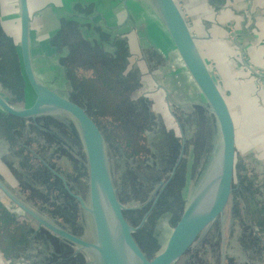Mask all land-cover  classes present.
I'll return each mask as SVG.
<instances>
[{
	"label": "rangeland",
	"instance_id": "1",
	"mask_svg": "<svg viewBox=\"0 0 264 264\" xmlns=\"http://www.w3.org/2000/svg\"><path fill=\"white\" fill-rule=\"evenodd\" d=\"M62 2L50 1L44 5L45 10L41 8L44 12L38 7L32 11V54L36 71L52 88L65 95L73 91L66 78V70L60 63L69 50L54 44L63 19L79 21L85 39L92 47H98L100 39H111L113 42L107 45L113 50L115 41L127 40L129 67L138 72V88L133 92L132 99L140 108L145 106L149 109L154 124L141 134L142 139L127 135L126 138L119 122L111 115L101 112L95 118L106 137L112 176L118 197L126 207L127 219L137 226L147 214L134 235L142 249L153 256L164 248L190 199L217 161L221 147L218 123L183 65L169 34L164 32L153 0H98L95 5H90V0H68V4ZM79 8L82 11H77ZM17 13H13V19L2 17V20L8 29L6 32L20 50V37L15 33L18 30ZM38 14L46 15L50 22L39 20ZM10 25L13 29L9 28ZM197 44L202 47L198 41ZM211 64L213 62L210 60ZM218 79L225 89L224 94L237 123L235 188L223 214L204 230L175 264H264V88L259 85L243 95L232 90L231 82L225 76ZM0 89L18 107L31 104L35 96L29 86L21 90L19 97L9 95L1 85ZM55 115L62 121L67 116L63 113ZM159 127L167 133L161 143L158 142L159 135L156 136ZM62 129L68 132V137L64 134L68 145L75 148L74 154L73 148L67 154L73 158L70 170H76L78 174L82 142L73 137L68 124L64 123ZM212 131L215 133L214 143L209 149ZM32 135L35 137V134ZM33 147H37V144L34 143ZM53 151L55 157L52 156L51 161L56 164L61 152L58 153L57 149ZM206 153L211 158L208 156L204 162ZM149 156L155 159L150 160ZM199 157L201 161H198ZM179 159L177 174L168 182ZM67 161L70 162L68 158ZM177 175L187 178L185 186L181 185L184 178L178 180ZM2 178L5 179L4 176ZM5 180L11 185L16 183L9 178ZM71 182L79 191L77 194L89 203V181L85 184L74 178ZM11 185H8L9 189L24 200L26 193L21 191V184ZM0 198L19 220L20 231H23L22 223L27 227L25 236H19L16 255L7 257L2 264H31L32 261L35 264L43 256L54 254L56 245L61 243L79 251V254L82 252L86 261L91 260L85 250L55 238L48 229L39 226L1 190ZM72 204L78 210V215L77 218L68 217L69 223L65 225L69 229L78 226L80 236L93 239L91 218L81 210L77 200ZM33 207L57 223L62 221Z\"/></svg>",
	"mask_w": 264,
	"mask_h": 264
},
{
	"label": "water",
	"instance_id": "2",
	"mask_svg": "<svg viewBox=\"0 0 264 264\" xmlns=\"http://www.w3.org/2000/svg\"><path fill=\"white\" fill-rule=\"evenodd\" d=\"M158 16L175 49L197 85L221 132V147L217 161L202 185L186 206L162 250L149 256L135 238L134 232L144 223L134 226L126 217V207L118 197L111 172L106 137L98 122L85 107L49 86L37 74L32 54V26L29 0H19L20 53L28 86L34 93L31 104L18 107L0 91V108L6 114L21 118L45 114L69 116L78 126L89 169V203L72 191L66 178L50 168L64 182L91 218L93 239H87L66 229L18 197L0 179V189L39 226L55 236L85 250L90 264H175L198 240L227 207L234 191L238 130L226 96L202 55L192 29L177 0H153Z\"/></svg>",
	"mask_w": 264,
	"mask_h": 264
},
{
	"label": "trees",
	"instance_id": "3",
	"mask_svg": "<svg viewBox=\"0 0 264 264\" xmlns=\"http://www.w3.org/2000/svg\"><path fill=\"white\" fill-rule=\"evenodd\" d=\"M108 42H113V40L100 39L98 47H92L85 39V33L82 31L79 21L63 19L62 27L54 39V44H59V47L63 48L67 47L69 50L60 59V63L66 70V78L69 79L73 88V91L66 93L68 97L85 107L95 120V115H99L101 112L111 115L116 119L115 121L119 122L125 136L140 138L141 134L147 131V127L154 123L150 117L149 109L145 106L143 109L140 108L132 99L133 92L138 88V72L135 68L129 67L127 40L120 39L118 43L115 41L113 50L108 48ZM111 46L113 45L111 44ZM0 85L9 95L14 94V97H19L21 90L28 87L20 50L2 26L1 19ZM11 99L9 97V100L14 103ZM64 123L70 126L73 137L76 136L82 142L78 126L69 116H65L63 121L58 120V117L52 114L39 115L35 118H21L3 111L0 112V137L10 144L12 156L19 165L18 168H13L12 172L22 186L21 191L26 193L24 200L55 218H59L62 220L61 222L58 220L61 225L73 233L81 235L78 226H72V229H69L65 225V223H69L68 217L77 218L78 210L74 204L70 205L77 199L68 192L63 180L50 169L53 167L63 175L75 193H79V191L72 184V179H80L85 184L89 181L88 161L83 142L80 154L82 158H80L77 169L78 174H76V170H70L73 158L67 154L68 150L72 152V148L74 154L75 148L70 147L69 141L65 139V135L68 137V132H64L62 129ZM98 124L100 126L99 122ZM161 131L162 134L165 133L164 129ZM32 134H35V137ZM127 136L126 138H128ZM214 136L215 133L212 131V140L209 145L211 148ZM73 137L70 138L74 139ZM34 143L37 144V147H33ZM16 145H20V147H16ZM53 149H57L58 153L61 152L58 154L56 164L51 161L52 156L55 157ZM64 156L66 158L63 159ZM151 156L148 157L150 160L155 159L154 156L153 158ZM208 156L203 159L204 162ZM67 158L70 162L67 161ZM8 165L12 169V163L9 162ZM79 206L84 211L80 204ZM13 214L0 200V247L6 257L16 255L20 243L19 236H25L26 232L24 231L27 228L22 223L23 231H20L19 220ZM55 238L70 243L58 236ZM61 244L56 245L54 254L45 255L41 263L86 264L83 253L75 254L70 247Z\"/></svg>",
	"mask_w": 264,
	"mask_h": 264
},
{
	"label": "crops",
	"instance_id": "4",
	"mask_svg": "<svg viewBox=\"0 0 264 264\" xmlns=\"http://www.w3.org/2000/svg\"><path fill=\"white\" fill-rule=\"evenodd\" d=\"M50 1L52 3L54 0H29L32 30L34 14L32 11L37 10L36 7L40 10L43 7L45 10L44 5ZM65 2L68 4V0H63L62 3ZM178 2L181 3L179 5L195 35L196 43L198 41L202 44V47L199 46L202 55L209 65L210 60L213 62L210 67L217 80L219 81V76H225L231 82L232 90L243 95L259 85L264 88V0H178ZM97 3L98 0H90V5ZM15 11L18 12L16 21L18 30L15 33L19 37V0H0V19L4 28L2 17L13 19ZM44 16L46 15L38 14L39 20L50 22L48 17ZM162 27H159L161 31ZM9 28L13 29V26L10 25ZM164 32L167 34L165 28ZM7 157L12 158L10 144L0 137V176L18 183L8 165L12 160H8ZM2 179L7 183L4 178ZM6 258L4 253L0 252L1 264Z\"/></svg>",
	"mask_w": 264,
	"mask_h": 264
},
{
	"label": "flooded vegetation",
	"instance_id": "5",
	"mask_svg": "<svg viewBox=\"0 0 264 264\" xmlns=\"http://www.w3.org/2000/svg\"><path fill=\"white\" fill-rule=\"evenodd\" d=\"M78 7H79V6H78ZM180 8H181V7H180ZM79 9H80V8H79ZM206 61H207V60H206ZM207 63H208V61H207ZM208 65H209V63H208ZM209 67H210V65H209ZM210 69H211V67H210ZM212 72H213V71H212ZM214 76H215V75H214ZM215 77H216V76H215ZM216 79H217V77H216ZM218 82H219V81H218ZM219 84H220V83H219ZM220 86H221V85H220ZM0 91H1V93L6 97V99H7L9 102H11V101L9 100L8 95H5V92H4L3 90L0 89ZM223 92H224V91H223ZM11 103H12V102H11ZM12 104H14V103H12ZM14 105H15V104H14ZM2 111H3V110H2ZM213 115H214V114H213ZM236 124H237V123H236ZM152 126H153V125H152ZM153 130H154V129H153ZM157 130H158V132H156V136L159 135V136H158V139H159L158 142L161 143V142H163V138L166 137L167 133L165 132L166 134H165V133L162 134V133H161V132H162V131H161V130H162L161 127H159ZM164 135H165V136H164ZM166 140H167V138H166ZM154 141H155V140L153 139V142H154ZM213 142H214V141H213ZM167 143L169 144L168 141H167ZM209 145H210V141H209V143H208V146H209ZM209 148H211V146H210ZM10 151H11V150H10ZM168 151H169V149H168L166 152H168ZM200 152H201V151H200ZM200 152H199V153H200ZM209 154H211V153L209 152ZM11 156H12V153H11ZM209 157H210V156H209ZM210 158H211V157H210ZM7 159H8V160L10 159V161L12 160V162H10V163H12V169H11V170H13V168H18V167H19V165H17L18 163L16 164L17 160L14 159L13 156H12V158L7 157ZM180 161H181V160L179 159V161H178L177 164H176V167L174 168V170L172 171V173H171V175H170V178H169L168 182L174 177L175 174H177L176 171L178 170L177 168H178V165L180 164ZM198 161H201V158H200V157H199V160H198ZM8 162H9V161H8ZM50 168H53V167H50ZM53 169H54V168H53ZM54 170H55V169H54ZM180 170H181V168H180ZM12 173H13V172H12ZM13 175H14V174H13ZM56 175H57V174H56ZM14 177H15V179H16L17 181H19V180L16 178L15 175H14ZM176 178H177L178 180L184 178V179H183V182L181 183V185H183V186L186 185V183H187V182H186V180H187L186 177H183L182 175H177ZM185 178H186V179H185ZM0 179L4 182V180L2 179L1 176H0ZM162 182H163V181H161V183H162ZM4 183H5V182H4ZM18 183H20V182H18ZM5 184H6V186L8 187L7 183H5ZM69 186H70V185H69ZM183 188H184V187H183ZM0 190H1V189H0ZM1 192H3V191L1 190ZM3 193H4V192H3ZM74 193H75V192H74ZM4 194H5V193H4ZM76 194H77V193H76ZM7 198H8V197H7ZM8 199H9V198H8ZM0 200H1V198H0ZM9 200H10V199H9ZM1 201H2V200H1ZM24 201H25V200H24ZM2 202H3V201H2ZM79 204H80V202H79ZM27 215H28V214H27ZM28 216H29V215H28ZM30 217H31V216H30ZM31 218H32V217H31ZM59 224H60V223H59ZM60 225H61V224H60ZM62 226H63V225H62ZM63 227H64V226H63ZM66 229H67V228H66ZM190 248H191V247H190ZM188 251H189V250H188ZM188 251H187V252H188ZM74 252H75V254H76V253H79V252H77V250H74ZM187 252H186V253H187ZM81 253H82V252H81ZM186 253H185V254H186ZM185 254H184V255H185ZM184 255H183V256H184ZM183 256H182V257H183ZM43 257H44V256H43ZM43 257H42V259H43ZM182 257H181V258H182ZM24 260H25V259H24ZM29 264H30V262H29ZM31 264H33V261H32ZM35 264H42V263H41V261H39V262H35ZM86 264H90V263H88V261H86Z\"/></svg>",
	"mask_w": 264,
	"mask_h": 264
}]
</instances>
